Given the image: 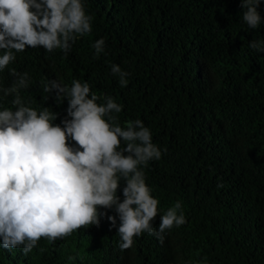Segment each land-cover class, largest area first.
Returning a JSON list of instances; mask_svg holds the SVG:
<instances>
[{"label":"trees","instance_id":"16d2710c","mask_svg":"<svg viewBox=\"0 0 264 264\" xmlns=\"http://www.w3.org/2000/svg\"><path fill=\"white\" fill-rule=\"evenodd\" d=\"M85 3L92 32L67 55L43 47L17 53L9 68L30 78L21 96L37 110L49 108L61 127L70 119L68 101L44 92V83L70 87L79 80L90 84L98 103L111 96L122 105L120 124L142 120L162 151L143 168L159 201L154 229L177 201L186 222L166 230L163 243L145 232L121 251L115 208H99L106 213L99 226L53 243L42 238L27 255L0 245V264H264V52L249 46L264 41V22L256 29L244 24L241 0ZM258 11L264 20V0ZM99 39L105 47L96 58L92 45ZM113 64L130 73L126 87ZM14 79L8 69L0 72L3 87ZM124 186L122 179L121 202ZM109 216L117 217L115 227Z\"/></svg>","mask_w":264,"mask_h":264},{"label":"clouds","instance_id":"9594fccd","mask_svg":"<svg viewBox=\"0 0 264 264\" xmlns=\"http://www.w3.org/2000/svg\"><path fill=\"white\" fill-rule=\"evenodd\" d=\"M241 2L242 22L256 29L264 22L258 11L261 0ZM92 21L85 0H0V72L8 69L15 78L10 87L0 84V245L5 249L22 248L27 255L42 238L53 243L78 229L99 226L106 215L99 208H115L121 251L145 232L163 243L166 230L186 222L177 201L161 215L158 231L154 229L159 201L151 195L143 168L161 159L162 151L142 120L120 124L122 105L111 96L98 103L90 84L79 80L70 87L56 80L44 83V92L55 91L57 101H68L70 119L63 127L53 124L57 116L49 108L37 110L21 96L30 78L9 68L17 53L43 47L67 55L78 38L91 34ZM92 46L99 58L105 40ZM249 46L264 52V41L252 40ZM111 72L121 87L127 86L130 73L115 64ZM10 96L11 107H6ZM69 138L78 147H72ZM122 179L121 202L117 192ZM108 219L115 227L117 217Z\"/></svg>","mask_w":264,"mask_h":264}]
</instances>
